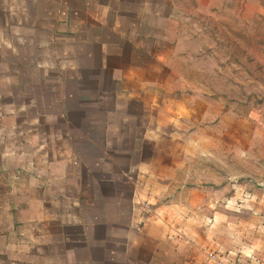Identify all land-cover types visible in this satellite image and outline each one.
<instances>
[{"label":"rangeland","instance_id":"obj_1","mask_svg":"<svg viewBox=\"0 0 264 264\" xmlns=\"http://www.w3.org/2000/svg\"><path fill=\"white\" fill-rule=\"evenodd\" d=\"M184 3L177 76L164 79L157 108L143 111L132 100L121 132L83 127L94 137L87 144L68 125L84 111L75 109L62 47L44 45L47 31L12 28L16 17L0 0V171L35 178L36 167L59 168L60 210L75 194L89 222L107 200L101 229L109 246L131 218L135 184L141 216L151 218L141 224L200 234L192 264H264V0H232L215 16ZM102 153L110 167L103 180L83 174Z\"/></svg>","mask_w":264,"mask_h":264},{"label":"crops","instance_id":"obj_2","mask_svg":"<svg viewBox=\"0 0 264 264\" xmlns=\"http://www.w3.org/2000/svg\"><path fill=\"white\" fill-rule=\"evenodd\" d=\"M185 1L2 0V5L7 15L16 17L11 19L12 28L47 31L50 36L44 45H54L53 52L62 47L75 109L84 111L83 117L77 116L68 125L72 132L79 129V140L88 144L94 141L93 133L83 127L93 132L102 127L107 135L112 132L109 127L116 125L121 132L132 100H140L138 108L143 111L157 108V95L168 87L164 79L177 76L172 59L180 51ZM192 1L198 13L215 16L232 0ZM89 94L93 96L88 103ZM104 157L86 165L82 173L98 174L103 180L102 175L110 172V167L102 165ZM34 169L35 178L28 171L13 172L8 167L3 174L0 171V264H192L194 257L198 259L200 247L194 250L193 242L199 244L195 240L199 233L166 232L154 222L141 224L151 218L141 216L135 184L131 218L116 231L121 233L114 236L120 238L118 243L109 246L108 231L101 229V223L109 221L107 200L97 203L96 217H92L96 224L84 220V201L75 194L77 203L69 200L70 209L61 211L66 199L55 178L60 169ZM118 218L116 213L114 219ZM98 225L100 231L95 230Z\"/></svg>","mask_w":264,"mask_h":264}]
</instances>
